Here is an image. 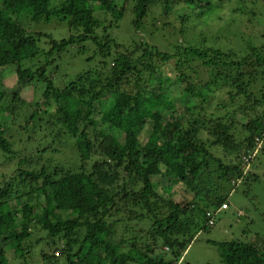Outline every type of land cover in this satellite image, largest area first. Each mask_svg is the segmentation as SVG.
Returning <instances> with one entry per match:
<instances>
[{
  "label": "trees",
  "instance_id": "16d2710c",
  "mask_svg": "<svg viewBox=\"0 0 264 264\" xmlns=\"http://www.w3.org/2000/svg\"><path fill=\"white\" fill-rule=\"evenodd\" d=\"M177 2L186 13L173 28L162 17ZM128 3L135 33L152 6L164 4L158 17L178 35L173 51L116 40ZM259 7L264 0H0V52L8 53L0 83L13 73L18 84L16 91L2 86L0 116L9 127L23 119L28 142L40 134L50 142L19 160L26 168L1 175L0 239L24 254L40 248V264H181L189 244L228 209L236 182L258 180L255 169L264 164V45L225 51L217 47L222 35L208 34L214 26L202 33L186 21L205 24L213 12L228 34L235 23L261 20ZM53 19L67 23V36L25 27ZM197 35L200 45L189 41ZM64 54L95 64L66 81L56 76L59 66L52 69ZM27 89L36 101L24 97ZM103 99L110 103L95 113L92 104ZM9 127L0 129V151L13 157ZM62 137L74 156L47 159ZM155 178L182 184L191 200L161 209ZM210 243L221 264H264L262 239ZM0 264H7L2 249Z\"/></svg>",
  "mask_w": 264,
  "mask_h": 264
},
{
  "label": "rangeland",
  "instance_id": "374dc122",
  "mask_svg": "<svg viewBox=\"0 0 264 264\" xmlns=\"http://www.w3.org/2000/svg\"><path fill=\"white\" fill-rule=\"evenodd\" d=\"M122 1L123 0H116V3H121ZM175 5L176 6H174L170 12L166 13V17H162V20L166 19L165 23L171 24L173 28H179L181 23L177 18V15H184L186 13V8L182 5V3L180 5L177 2ZM163 9V3L153 5L150 11L151 14L145 19L143 28H141L138 33H135L132 26L133 12L130 3H128L125 8L124 16L118 23V27L112 31L113 36H115L116 40L123 45H129L132 42H138L142 39L147 44L153 45L161 51H173L175 45L177 44L178 35L170 32L167 27L162 26L160 15H163ZM254 11L257 14L255 19H257L259 14L262 13V21L255 20L252 21L253 23L244 24V26H237L235 23L233 30L226 31L228 34H225L224 30L219 27L221 21H219L218 18L214 16L213 12L210 13V16H206L207 20L205 24L202 23L203 18H200V20H194L196 17L192 20H187L186 23H189V25H194L195 29L197 30L201 28L200 31H202V33L204 32L206 25L214 26L213 28H216V32L208 31V34L211 36L213 34H217L219 37L222 35L221 39L217 43V47L225 51L243 53L249 44L255 46H257V44L264 45V7L255 8ZM217 14L219 16L222 15L220 12ZM28 26L25 24V27L28 31L33 32L39 30L52 35L53 38L57 40L68 35L67 23L64 21H59L58 19H53L50 23L40 22L36 25L33 24L30 29H28ZM256 33H260L258 38L256 37ZM185 39L187 42L188 39ZM189 41L196 45H200L201 36H194L189 39ZM211 42H213V40H211ZM7 55L8 53L6 52H0V61L3 60L2 58L5 60ZM55 61L57 62L52 65V69H55L56 66L58 69L59 66V73H56V76H65L64 79L66 81H68L73 75L81 73L82 65L83 69H85L84 71H86L89 67H92L95 64L94 61L92 63H87L81 57H69V55L66 54L62 55L61 59L58 58ZM161 71L163 75L167 74L165 69H162ZM13 75L14 74L11 73L10 75H6L4 77V80L2 81L3 84L0 83V91L3 87L12 88L14 91H16L18 84L16 83L14 79L15 77ZM28 89L25 94L23 93L25 95L24 97L28 100L32 99L36 101L38 95L35 96V94L28 91ZM165 89L166 88L164 86H155L153 88L154 92L158 96L163 95ZM220 97L222 98V95H220ZM109 103V99L108 101L103 99L101 102L97 101L93 103L91 109L96 110L95 113H98ZM176 108L180 113L182 106L177 105ZM25 109L27 108L24 107L23 112H25L27 115L31 114L33 110V108H28L27 110ZM51 109L54 111V106H52ZM98 115L99 114H95V118H98ZM6 116L4 115L3 118L0 116V129L2 130L5 129L4 127H9L10 125L9 119ZM236 119L239 123H246V120L241 116V114H239ZM24 124L25 121L23 119L18 120L17 122L15 121V124L10 126L7 130L6 137L11 143V149L14 153V156L12 157L7 154L3 155L0 151V180L1 175L13 176L20 169L26 168V166L18 168L19 160L23 159V157L29 158L30 154H34L32 151H36L37 148L41 149V147H45V145L50 143L47 139H45V136H42L41 134L40 136L37 135L34 138V141L32 140L31 142H28L26 138L29 136V134L25 133L21 128L24 126ZM50 128L51 127L47 128V132H45L46 136L50 132ZM60 140L61 141H58V143L55 142L56 144H53L52 146V148H57L56 151L53 153H48L51 154V156L47 155V159H54V161H57V163L64 161L65 156L66 158L74 156L71 152L72 146L70 145V142L68 141V144L65 137H62ZM52 148H48L50 152L53 151ZM255 172L257 175H259L258 180L254 182L238 180L236 182L242 184L230 194L227 201L228 209L216 216L215 225L213 228H211L208 232L199 233L189 244L182 258L181 264H221L219 258L220 255L218 254L220 250L211 244L210 241L223 242L227 240H234L252 242L255 237L259 240H264V164L259 165L255 169ZM248 176L249 173L247 177ZM212 178L216 180L217 175H214ZM153 183L154 190L159 199H161L159 203V207L161 209H166L168 207L166 203L172 199L174 202H181L183 198L187 199L188 201L191 200L192 196L185 192L186 190L182 184H173L168 178H155ZM224 191L222 193H224ZM231 191L232 189L230 192ZM14 203L15 202H12L10 205H13ZM223 209H225V207H223ZM0 249L6 253L7 264H40V248H36L35 250L24 254L19 250H14L9 246V244L3 242L0 239ZM41 264L43 263L41 262Z\"/></svg>",
  "mask_w": 264,
  "mask_h": 264
},
{
  "label": "built area",
  "instance_id": "2783aa9c",
  "mask_svg": "<svg viewBox=\"0 0 264 264\" xmlns=\"http://www.w3.org/2000/svg\"><path fill=\"white\" fill-rule=\"evenodd\" d=\"M254 157V155L248 156V157H244L243 161L246 164L245 168H244V172H247L249 170V160L252 159ZM55 255H58V253H56Z\"/></svg>",
  "mask_w": 264,
  "mask_h": 264
}]
</instances>
